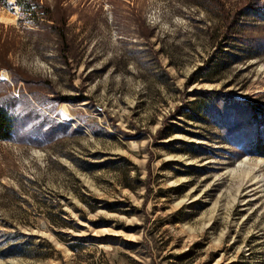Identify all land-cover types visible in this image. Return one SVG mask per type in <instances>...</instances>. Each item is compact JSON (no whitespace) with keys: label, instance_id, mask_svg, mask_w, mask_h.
Here are the masks:
<instances>
[{"label":"rangeland","instance_id":"1","mask_svg":"<svg viewBox=\"0 0 264 264\" xmlns=\"http://www.w3.org/2000/svg\"><path fill=\"white\" fill-rule=\"evenodd\" d=\"M18 1L0 264H264V0Z\"/></svg>","mask_w":264,"mask_h":264},{"label":"trees","instance_id":"2","mask_svg":"<svg viewBox=\"0 0 264 264\" xmlns=\"http://www.w3.org/2000/svg\"><path fill=\"white\" fill-rule=\"evenodd\" d=\"M6 0H0V3L4 4ZM21 9L23 12L27 15H31V8L30 6L24 7L21 3V1H18ZM28 13V14H27ZM44 19L46 21H51L50 25L54 29V31L58 32L59 34L63 35L64 25H65V16L61 15H54L50 10L45 15ZM5 67L10 74V81L7 82L6 80H0V142L2 140H11L14 137V134L16 133V130L18 129V123L20 116L25 113V109L22 108L21 111L16 110V104L19 97L13 96V92L10 91V82L13 83V85L17 84L19 81L26 82L22 77L16 75V71H13L11 67L7 64L6 61L1 62L0 68ZM20 90V89H19ZM20 96L23 97L22 91L20 92ZM254 107V106H253ZM254 114L251 116L253 121H258V128L257 130L261 129L262 126H264V116L262 118L259 117L257 111L251 110ZM264 130V129H263ZM263 136L259 137L257 135L254 138L253 142V148L255 149L256 154L264 156V132L262 133ZM19 247V244H15Z\"/></svg>","mask_w":264,"mask_h":264},{"label":"bare ground","instance_id":"3","mask_svg":"<svg viewBox=\"0 0 264 264\" xmlns=\"http://www.w3.org/2000/svg\"><path fill=\"white\" fill-rule=\"evenodd\" d=\"M9 20L10 19H9L8 16L0 14V21L6 22V21H9Z\"/></svg>","mask_w":264,"mask_h":264}]
</instances>
